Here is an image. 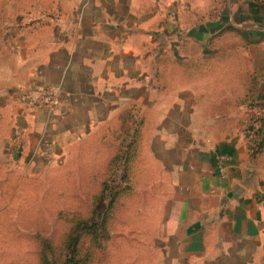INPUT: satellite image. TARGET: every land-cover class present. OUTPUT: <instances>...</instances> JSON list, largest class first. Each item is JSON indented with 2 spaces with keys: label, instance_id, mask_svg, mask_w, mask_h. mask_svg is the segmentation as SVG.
Returning <instances> with one entry per match:
<instances>
[{
  "label": "crops",
  "instance_id": "1",
  "mask_svg": "<svg viewBox=\"0 0 264 264\" xmlns=\"http://www.w3.org/2000/svg\"><path fill=\"white\" fill-rule=\"evenodd\" d=\"M233 9L57 0L0 51V108H17L11 125L20 117L6 136L62 164H105L131 147L130 190L162 219L163 264H264V150L252 154L245 132L249 105L264 115V27ZM50 89L53 109L22 112L21 93Z\"/></svg>",
  "mask_w": 264,
  "mask_h": 264
},
{
  "label": "rangeland",
  "instance_id": "2",
  "mask_svg": "<svg viewBox=\"0 0 264 264\" xmlns=\"http://www.w3.org/2000/svg\"><path fill=\"white\" fill-rule=\"evenodd\" d=\"M56 1L0 0V51L14 45L26 23L52 13ZM250 1L255 3L229 0L233 18H248L250 24L261 22L264 27V8L258 7L264 0ZM51 91L59 100L54 89L38 96L24 91L20 95L23 109L46 106L40 99ZM16 109L7 108V114L0 108V264H66L70 259L76 264H160L162 254L155 247L157 238L163 236L162 219L158 223L150 217L148 202L124 194L114 206L108 197L95 203L103 188L100 181L116 179L123 172L109 162L111 155L105 164L82 156L80 162L62 164V155L28 154L16 137L12 141L6 136L12 125L20 124L19 115L12 125L4 120ZM94 209L105 214L111 210L109 232L102 236L82 231L72 257L69 242L74 227L90 221Z\"/></svg>",
  "mask_w": 264,
  "mask_h": 264
},
{
  "label": "trees",
  "instance_id": "3",
  "mask_svg": "<svg viewBox=\"0 0 264 264\" xmlns=\"http://www.w3.org/2000/svg\"><path fill=\"white\" fill-rule=\"evenodd\" d=\"M253 107H260V105L253 103L248 106V108ZM262 109V108H261ZM263 111V110H262ZM261 120L264 122V117L262 116ZM131 147H127L128 152H119L118 154H115L109 162L114 165L116 171L121 170L123 168V172L121 175L117 174L116 179H111L110 181H100L101 185H103V188L101 190V193L97 196H95L94 200L96 204H99L101 199H105L106 197L110 198V205L114 206V204L119 200L120 197L125 195H131L130 190V181H131V173L128 169V165L131 160V155L129 153V149ZM264 150V132L261 133L260 139H258L255 143V147L250 149V152L254 155H257ZM112 156V155H111ZM116 189V190H115ZM95 204V205H96ZM105 213H100L98 210L94 209L92 211V216L90 221H82L81 224L76 225L74 227L73 233L70 238L69 246L72 253V257H75L76 249H77V242L80 240L82 236V231H86L88 233H100L105 235L106 232H109L108 229V217L111 218V210L107 211L105 216H103ZM103 216V218L100 219V216ZM107 218V219H106ZM74 263L76 264L75 259H70L66 262V264Z\"/></svg>",
  "mask_w": 264,
  "mask_h": 264
},
{
  "label": "built area",
  "instance_id": "4",
  "mask_svg": "<svg viewBox=\"0 0 264 264\" xmlns=\"http://www.w3.org/2000/svg\"><path fill=\"white\" fill-rule=\"evenodd\" d=\"M56 92H48L47 96H43L40 99L41 104L46 105L45 107L51 109L55 106L57 100ZM250 114L246 119V127L245 132L247 134V140L249 144V149L255 147V143L258 139H260L261 133L264 132V122L261 120L263 115V111L259 107L248 108ZM230 157L227 155H219L217 157V166L218 172L220 175H225L227 172V163L229 162Z\"/></svg>",
  "mask_w": 264,
  "mask_h": 264
}]
</instances>
